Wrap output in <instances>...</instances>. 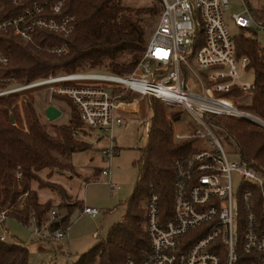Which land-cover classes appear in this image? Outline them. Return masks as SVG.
<instances>
[{"label": "built area", "instance_id": "2783aa9c", "mask_svg": "<svg viewBox=\"0 0 264 264\" xmlns=\"http://www.w3.org/2000/svg\"><path fill=\"white\" fill-rule=\"evenodd\" d=\"M60 5L61 0L50 5L51 14L44 15L43 7L32 2L16 15L7 16H2L0 6V31L11 32L25 42H32L36 30L67 36L72 17H57ZM226 7L227 0H159V11L140 58L125 75L83 71L25 83L11 77L0 79L5 84L0 95L41 87L47 91L48 103L53 94L65 96L77 110L84 129L98 131V139H108L110 145L99 151L107 167L99 172L106 177L103 183L110 192L117 187L110 182V159L116 153L113 129L121 123L120 113H138L134 95L144 98L146 104L152 97L164 106L184 110L202 128V132L195 129L183 133L171 126L175 141L203 137L211 149L193 148L172 161L169 215L159 206L158 195L149 193L144 203L148 250L138 258H126L125 264H221L222 254L225 264H234L237 247L249 256L247 264H264V173L240 159L227 160L222 137L211 119L212 114L253 123L259 119L221 94L233 87L244 92L253 89V81L243 79L250 71L248 57L235 54L233 35L223 23ZM232 22L236 27H248L254 21L245 5L241 14L232 15ZM65 50V43L44 48L54 54ZM7 61L8 56L0 50V67ZM128 94L133 96L126 98ZM122 103L133 104L134 111ZM72 134L85 135L76 129ZM232 174L237 178L235 184ZM25 197L26 193L18 197L16 209L22 207ZM8 211L0 210V224ZM80 213L94 217L98 210L83 205ZM53 217L50 210L47 220ZM28 224L35 226V236H43L46 225ZM2 229L0 240L5 241ZM67 229H53L49 236L63 239Z\"/></svg>", "mask_w": 264, "mask_h": 264}, {"label": "trees", "instance_id": "16d2710c", "mask_svg": "<svg viewBox=\"0 0 264 264\" xmlns=\"http://www.w3.org/2000/svg\"><path fill=\"white\" fill-rule=\"evenodd\" d=\"M57 1L60 0H22L19 3L0 0V6L2 16L16 15L35 2L43 7L44 15H50L49 7ZM246 6L253 21L264 26V0L259 6L252 7L247 2ZM158 11L159 0L150 6L138 7L122 4L121 0H61L57 17H72V30L67 36L36 30L32 33V42H25L11 32L0 31V50L8 56V61L0 67V79L11 77L17 83H25L89 68L128 74L140 58L151 29L149 21ZM237 28L233 35L235 54L248 57L253 89L244 92L233 87L221 94L231 98L237 108L264 121V48L255 38L256 28ZM62 43L66 45L65 52L44 51L48 46ZM3 87L5 84L0 82V89ZM130 96L133 95L128 94L126 98ZM51 99L64 101L69 114L65 123L53 124L49 132L26 90L0 95V210L9 208L7 217L23 225L30 222L40 225L53 210L54 217L47 225L49 231L68 228L69 214L75 207L81 209L82 203L67 201L64 188L42 178L39 171L47 169L46 177L54 170L72 171L70 155L90 148L89 142L72 134L75 129L87 134L75 107L65 96L53 94ZM147 106L151 116L145 143L132 162L136 168L135 181L131 194L122 203L123 214L104 237L79 254L74 262L66 264H125L126 258H138L146 252L144 203L149 193L158 195L159 206L169 215L172 161L193 150V139L175 141L173 138L171 122L180 120L179 108L164 106L152 97ZM211 119L217 125V133L233 147L239 159L264 173V128L240 117L212 114ZM33 183L37 188L55 190L60 200L57 203L49 198L39 201ZM22 193H26L24 204L16 209V201ZM248 258L237 247L234 264H247ZM27 260L28 251L23 243L0 240V264H28ZM221 264H225L223 254Z\"/></svg>", "mask_w": 264, "mask_h": 264}, {"label": "rangeland", "instance_id": "374dc122", "mask_svg": "<svg viewBox=\"0 0 264 264\" xmlns=\"http://www.w3.org/2000/svg\"><path fill=\"white\" fill-rule=\"evenodd\" d=\"M122 4L130 6H150L155 0H121ZM246 2L254 7L262 4V0H227V7L222 11L223 23L226 29L234 35L238 28L232 22V15L241 14ZM156 17L149 21L150 31L147 32V38L153 28ZM250 27L256 28L255 38L259 45L264 48V26L252 22ZM86 72H105L99 69H85ZM243 79L252 80L251 71L245 72ZM33 98L36 112L46 129L51 132L53 124L65 123L69 114L68 105L62 100L46 101L47 91L41 87L26 90ZM23 98L22 93L19 95ZM138 101V113H120L121 123L113 129L112 144L116 147V153L110 159V182L117 185L113 192L109 191L108 185L103 183L106 177L99 174V170L107 167V161L101 157L99 151L101 147L110 145L106 137L98 139V131L88 132L84 136L77 137L90 143V148L74 152L70 155L69 161L72 165V171L63 169L54 170L51 175L46 177L47 169L39 171V175L56 182L62 186L67 194L66 200L81 201L82 205L95 207L98 213L94 217L83 215L75 207L68 217V229L63 239H54L49 236L50 231L47 225L50 220L43 221L41 224L46 225L42 230V237H37L33 233L35 226L33 224L23 225L12 217H6L0 224V234L5 229L4 240L6 242L19 241L23 243L28 251V264H66L74 262L78 255L86 251L96 240L105 236L108 228L117 222L124 212L123 201L131 194L135 181L136 168L132 162L139 155V148L145 143L146 129L151 116V110L147 106L145 99L134 96ZM54 105L60 114L51 121L45 118L41 108L43 105ZM180 121L171 123L172 129L178 132L189 133L202 128L197 126L191 117L179 109ZM88 135V136H86ZM91 141H93L91 143ZM225 156L229 162L237 161L238 155L233 151V147L227 144L223 136L220 141ZM193 148L211 149V145L203 137H198L192 141ZM236 176L232 174L233 184L236 183ZM32 187L36 190L38 200L53 199L57 203L60 198L58 193L50 188H37L35 183ZM55 211L56 209L53 208ZM63 213L64 210L60 209ZM95 234V235H93ZM94 264V263H93Z\"/></svg>", "mask_w": 264, "mask_h": 264}, {"label": "water", "instance_id": "95a60500", "mask_svg": "<svg viewBox=\"0 0 264 264\" xmlns=\"http://www.w3.org/2000/svg\"><path fill=\"white\" fill-rule=\"evenodd\" d=\"M43 113H44V115L48 121L53 120L54 118H56L60 114L59 110L53 105H47L44 108ZM254 123H256L257 125L264 128V126L259 124L258 122H254Z\"/></svg>", "mask_w": 264, "mask_h": 264}, {"label": "bare ground", "instance_id": "6f19581e", "mask_svg": "<svg viewBox=\"0 0 264 264\" xmlns=\"http://www.w3.org/2000/svg\"><path fill=\"white\" fill-rule=\"evenodd\" d=\"M122 107L128 110H132V111H134V108H135L133 104H123V103H122ZM255 121H257L259 124L264 126V121H261L260 119H255Z\"/></svg>", "mask_w": 264, "mask_h": 264}, {"label": "crops", "instance_id": "0c3cea01", "mask_svg": "<svg viewBox=\"0 0 264 264\" xmlns=\"http://www.w3.org/2000/svg\"><path fill=\"white\" fill-rule=\"evenodd\" d=\"M47 105H43V107L41 108V112H43L44 108L46 107ZM46 118V117H45ZM100 171V170H99ZM100 174V172H99ZM83 206V205H82ZM80 210V209H79ZM83 215H86V214H83Z\"/></svg>", "mask_w": 264, "mask_h": 264}]
</instances>
